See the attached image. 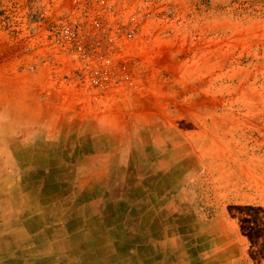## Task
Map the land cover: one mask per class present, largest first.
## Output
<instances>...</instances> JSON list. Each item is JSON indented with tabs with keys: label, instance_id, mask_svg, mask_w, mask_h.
Here are the masks:
<instances>
[{
	"label": "rangeland",
	"instance_id": "rangeland-1",
	"mask_svg": "<svg viewBox=\"0 0 264 264\" xmlns=\"http://www.w3.org/2000/svg\"><path fill=\"white\" fill-rule=\"evenodd\" d=\"M61 22L80 48L120 50L128 80L86 85L50 43ZM3 112L16 181L60 190L68 230L101 228L112 264H264V0H0ZM104 195L125 212L87 209ZM0 198L9 219L40 208Z\"/></svg>",
	"mask_w": 264,
	"mask_h": 264
},
{
	"label": "crops",
	"instance_id": "crops-1",
	"mask_svg": "<svg viewBox=\"0 0 264 264\" xmlns=\"http://www.w3.org/2000/svg\"><path fill=\"white\" fill-rule=\"evenodd\" d=\"M6 117H10L8 114H6ZM0 118H4V112L0 114ZM15 134V128H14V122L9 120L7 122H2L0 125V165L4 166L6 176L5 181H0V196L2 194L7 196V199L14 198L17 199H24L26 201L32 202L35 206H39L40 208H27L24 206L18 207L16 216L12 217L11 219L6 218L4 219L5 222H13L16 226L24 225V222L28 220L32 215V212H36L37 219L40 221L39 226L42 227L43 230H45L46 238H52L51 234H55V238L57 235L61 236L64 235L66 232V235L72 234V232L78 233L79 230H81L84 237V244L81 245L85 247H89L91 251L88 249L85 255H87V263L91 262V264H112L114 263L112 261V257L117 254V251H114L111 246V241L105 236L101 235L99 230L101 228L96 229L94 225L92 224H86L84 226L82 223L78 224L77 228H70L68 230L67 225L63 222V215L67 214V212H64L63 205H62V196L60 193V190L56 189L48 190V185L51 183L43 181L42 178H40L38 175H29L25 180L22 181V183H19V180L16 181V177L14 174V165H15V157L19 156L18 153H16L18 150H20L21 147L16 146L14 143V136ZM0 166V167H1ZM5 174V173H4ZM2 175V177L4 176ZM1 177V178H2ZM6 179L8 180L6 182ZM3 182V183H2ZM102 196V195H101ZM1 199V198H0ZM123 198L119 197L117 199L110 198L109 196H103L99 197L97 200H92V202H87V209L93 213H103V214H122V212H125V205H123ZM43 210L47 211L49 215H51L50 219H44L42 216ZM0 212H4V210L0 209ZM45 226V227H44ZM54 231V232H51ZM51 233V234H50ZM80 233V232H79ZM52 239L48 240V244H46V253L47 256L44 258L52 260V264H62V251L64 250L67 254L68 251L71 250L73 254V247H76V243L74 241H71V243H65L61 244V242H56V244H51L54 241H51ZM142 242V246H149L150 243L144 241V239H140ZM5 247L0 248V264H16L15 262H21L23 264H28L31 260L32 253H28L31 251V241H22V242H15L11 241L10 239H6ZM51 241V242H50ZM93 241V242H92ZM50 242V243H49ZM77 242L78 239H77ZM93 243H97V248L93 249ZM57 246V247H55ZM10 248V249H9ZM132 248L128 247L127 253H131ZM103 255H102V254ZM80 253L75 251V254L71 255L75 259L77 255ZM90 255V256H89ZM102 255V256H100ZM70 256V257H71ZM69 257V258H70ZM104 257V259H102ZM71 259V258H70ZM60 261V262H59ZM131 262H133L131 260ZM121 263V261H120ZM126 263V260H125ZM123 264V262H122ZM134 264H143L140 259H137L134 261ZM148 264H151V262H148Z\"/></svg>",
	"mask_w": 264,
	"mask_h": 264
},
{
	"label": "built area",
	"instance_id": "built-area-1",
	"mask_svg": "<svg viewBox=\"0 0 264 264\" xmlns=\"http://www.w3.org/2000/svg\"><path fill=\"white\" fill-rule=\"evenodd\" d=\"M137 19L135 14L130 15L127 29L122 33H119L118 29L110 31V35H107L109 40L121 38L120 35L124 39L131 38L139 24ZM47 31L50 35V43L63 49L54 50L55 53L61 52L65 55L67 66L71 70L82 72L86 85L108 87L128 80L125 73V59L120 50H94L76 46L75 33L66 22L50 25Z\"/></svg>",
	"mask_w": 264,
	"mask_h": 264
},
{
	"label": "bare ground",
	"instance_id": "bare-ground-1",
	"mask_svg": "<svg viewBox=\"0 0 264 264\" xmlns=\"http://www.w3.org/2000/svg\"><path fill=\"white\" fill-rule=\"evenodd\" d=\"M35 213L36 212H32L31 213L32 216L28 220H26V222H24V225L21 226L20 228L19 226H16L11 222L3 223L5 221L3 222L0 221V248L5 247L6 244L5 243L3 244L2 242H6L5 241L6 239H10L11 241H15V242H22L24 240L31 241L32 250L29 251L28 253H32V255H31V260L28 264H52L54 263L52 262V260L50 259L44 260V258L47 256V253L45 251L46 249L45 245L48 244V240L52 239L51 241H54L51 244H56V242L59 243L61 242V244H65L74 241L76 243H71V244H76V247H73V254H75V251L77 253L79 252L80 253L79 255L82 256V258L80 259V261L76 262L75 259H73L74 257L71 256L73 255L71 250L68 251V254L63 250L61 252L63 257V259L61 260L62 264H85L83 262L84 259L87 258V255L81 254L82 251L81 245L85 243L83 242L84 241L83 235L80 234L79 232L78 233L72 232V234L66 235L65 232L64 235L61 236L57 235V237L55 238V234L50 233L52 238H46L47 233H45V230H43L42 227L39 226L40 221L37 219L38 217ZM6 214L8 213L0 212V220L1 218H8L9 216L7 217ZM77 239L79 242H77ZM163 255H164L163 253H159L157 256L159 259H161L163 258ZM102 259H104V257ZM15 263L23 264L21 262H15ZM119 264H122V262Z\"/></svg>",
	"mask_w": 264,
	"mask_h": 264
}]
</instances>
